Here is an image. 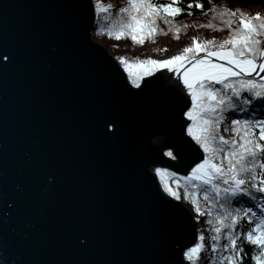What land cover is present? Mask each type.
<instances>
[{"label": "water", "instance_id": "1", "mask_svg": "<svg viewBox=\"0 0 264 264\" xmlns=\"http://www.w3.org/2000/svg\"><path fill=\"white\" fill-rule=\"evenodd\" d=\"M96 19L92 0H0V264H190L197 220L154 171L204 155L190 98L167 69L132 85Z\"/></svg>", "mask_w": 264, "mask_h": 264}, {"label": "snow or ice", "instance_id": "2", "mask_svg": "<svg viewBox=\"0 0 264 264\" xmlns=\"http://www.w3.org/2000/svg\"><path fill=\"white\" fill-rule=\"evenodd\" d=\"M194 6L204 7L200 0H195ZM95 7L96 12L101 13L114 5H102L101 0H95ZM192 7L193 0H188L187 9L180 0L160 3L127 0L118 8L127 19L118 18L101 31L117 40L127 35L133 43L143 44L145 37L154 40L157 34H163L157 25L158 19L170 25L172 18L182 11L188 10L191 15ZM211 12L220 21L215 25L217 29H229L226 38L198 40L194 35L191 44L162 59L148 56L128 60L121 55L118 60L128 79L138 88L143 77L158 69H167L177 75L190 98V107L186 105L183 111L190 123L184 126L187 136L204 155L198 157L194 166L179 178L167 167H156L154 171L168 196L180 200V189H183V199H190L197 213L195 219L205 214L198 195H202L208 204H218L219 211L214 220L207 221L214 233L209 237L208 248H205L204 234L200 233L197 241L188 246L182 256L190 264H198L201 253L206 252L209 264L213 259L218 264H244L247 255L255 264H264V202L254 203L255 193H264V15L258 11L249 14L240 8L229 7L217 11L215 6ZM233 24L236 27H232ZM205 26L212 28L214 25L212 21L198 25ZM172 31L179 33L180 29L173 28ZM212 57L226 63L213 62ZM6 59L0 55V61ZM236 112L244 113L245 118H235ZM225 120L228 123L223 131L233 133L231 138L220 134L221 123ZM107 127L114 128V125L109 123ZM165 154L173 159L178 155L174 149H167ZM233 203L239 206L233 208ZM253 208L259 209L260 214ZM206 215L211 217L213 213L209 210ZM245 220L247 224L241 231H233ZM222 229L227 231L222 233ZM222 238L224 243L220 244ZM245 243L254 246L255 255L245 253ZM218 250L222 254L216 257Z\"/></svg>", "mask_w": 264, "mask_h": 264}, {"label": "rangeland", "instance_id": "3", "mask_svg": "<svg viewBox=\"0 0 264 264\" xmlns=\"http://www.w3.org/2000/svg\"><path fill=\"white\" fill-rule=\"evenodd\" d=\"M92 1L94 4V7H95V0H92ZM125 1L126 0H101V4L103 5V4H109L110 3V4L114 5V7L108 9L107 12L115 14V13L119 12L118 8L120 6H123L125 4ZM236 8H240L241 10H243L249 14H252V13H255L258 11L262 15H264V5H243V6L236 7ZM95 11H96V7H95ZM101 13H105V12H101ZM101 13H97V19H98L99 23L96 20L95 29L92 32L93 39L96 42L102 44L113 56L116 55V57H119V56L123 55L128 60H132L133 58L144 59L148 56H151L152 58H156L157 56H159L158 59H162V58L167 57L168 55L169 56L173 55L172 53L174 51L176 53V52L180 51L184 46L191 44V38L194 35L198 38V40L208 39V38H217L218 36L225 37L227 35L226 31H222L221 29H217L215 27V25L212 28H208L206 26L205 27H198V25H207L209 23V20L197 18V19H193V20L184 22L182 25L183 34L178 36V38H174L175 35H173L172 29L175 27H165V25H163L159 21L162 28L164 30H166L165 35L161 39H159L157 41L147 40L141 46H134L132 44L128 45L127 43L126 44L123 43L121 41V39L117 40L114 37H109L105 31H103V32L101 31V29H102L101 23H100V16H101L100 14ZM232 27H236V24H233ZM203 34H206V35H203ZM187 37L188 38L190 37V38L188 39ZM126 52H127V54H126ZM170 52H171V54H170ZM262 75H264V73H262ZM127 76H128V74H127ZM145 77H148V76H145ZM145 77H143V78H145ZM244 95H246V93ZM229 111L231 112L233 110H229ZM225 115L227 116L228 113H226ZM243 116H244V114H243ZM235 118H243V117H242L241 113L236 112ZM189 123H190V121H189ZM220 134L224 135L226 138H229V136H227L225 134L223 129H221ZM158 179L160 182L159 177H158ZM173 187H175V186L173 185ZM162 188H163V186H162ZM180 192H181V197H182L180 199V201L183 202L186 205V207L193 213V211L188 206V203H187L188 200L186 201L183 199V196H182L183 189L182 188L180 189ZM261 202H263V200ZM193 215H194V213H193ZM203 256H204V252L201 253V257H203Z\"/></svg>", "mask_w": 264, "mask_h": 264}, {"label": "trees", "instance_id": "4", "mask_svg": "<svg viewBox=\"0 0 264 264\" xmlns=\"http://www.w3.org/2000/svg\"><path fill=\"white\" fill-rule=\"evenodd\" d=\"M154 2L160 3V2H164V0H154ZM180 2L183 4L185 9H187L188 0H180ZM194 2H195V0H193V7L190 9L191 15L188 14V10L182 11L179 15H177L174 18H172V24H170V25L169 24H165L162 20L158 19L157 20V25H158V27L160 29L163 30V34H157L155 36V38H154V41H157V40L161 39L165 35V31L166 30H164L162 28V26L160 25V22L163 25H165V27L179 28L180 29L179 33H174L173 32V35L178 37V36L183 34L182 25L186 21H190V20H193V19L201 18V19H207L209 21H212L213 25L219 24L220 23L219 19H215L214 16H213V13L211 12V8L213 6H215L217 11H219V9L223 8V7H229V8L235 9L236 7H240V6H243V5H264V0H200V2L203 4L204 7H203V9H199V8H196L194 6ZM100 15H101L100 16V23H101L102 29L106 28L111 22L117 21L118 18L120 20H126L127 19L126 14H122V13H119V12L115 13V14L114 13H110V12H105V13H101ZM97 22H98V19H97ZM220 29L222 31H226L227 32L226 34L228 35L229 29L227 27H222ZM227 35L225 37L218 36L217 38H215V40L216 41L222 40V39L226 38ZM120 39H121V41L123 43H125V44L127 43L128 45H130V44H132L134 46L143 45V44H139V43H133V41L127 35L123 36ZM147 40H151L152 41L153 39H149V38L145 37V41H147ZM126 54H127V52H126ZM114 57L119 62L118 57H116V55H114ZM130 82H131V80H130ZM239 113H241L242 117L245 118V114L244 113H242V112H239ZM243 114H244V116H243ZM255 118H260V117L256 116ZM238 119H240V118H238ZM227 123H228L227 120L222 122L221 123V129H223V127ZM225 134L227 136H229V138H231L234 135L230 131L229 132H225ZM182 183H183V181H181V184ZM262 200L264 202V193H255L254 203L259 204ZM198 201H199V204H200V206L202 208V211L205 213L204 215H200L199 219H196L197 223H198V229H199L198 230L199 231L198 232V237H199L200 233L204 234V237H205L204 244H205V248L207 249L208 246L210 245L209 237L214 234V233H212L210 231L212 226L209 225L207 221L209 219H213V220L215 219V214H216L217 211H219V208H218V204L213 205V204H208L207 202H205L202 195H198ZM187 203H188L189 208L193 211V213H194V215L196 217L197 213L195 212V210H194V208H193V206H192V204L190 202V199L188 200ZM238 206L239 205H236L235 203H233L231 205V207H233V208L238 207ZM245 206H247V205H245ZM209 210H211L212 213H213V215L211 217L206 215V213ZM253 211L257 212L258 215L260 214V210L259 209L253 208ZM246 224H247L246 220L242 221L241 225H239L237 228L233 229V231H236V232L241 231V229ZM226 231H227V229H222V233L226 232ZM219 243L220 244L224 243L223 238H222V240ZM238 244H239V239H238ZM243 247H244V250H245L246 254H251V255H255L256 254V249L254 248V246H251V245H248V244L245 243L243 245ZM221 254L222 253L218 250L217 253H216V257H219V255H221ZM206 255H207V253L204 252V256L200 258L198 264H209V261L205 258ZM212 264H218V261L216 259H213L212 260ZM244 264H255V262L251 261L250 259H248L247 255H246V258L244 260Z\"/></svg>", "mask_w": 264, "mask_h": 264}, {"label": "bare ground", "instance_id": "5", "mask_svg": "<svg viewBox=\"0 0 264 264\" xmlns=\"http://www.w3.org/2000/svg\"><path fill=\"white\" fill-rule=\"evenodd\" d=\"M93 38V37H92ZM94 40V39H93ZM95 41V40H94ZM95 43H96V41H95ZM98 43V42H97Z\"/></svg>", "mask_w": 264, "mask_h": 264}]
</instances>
